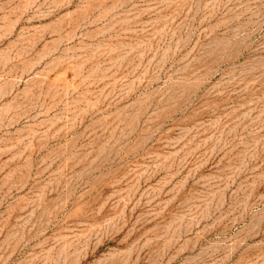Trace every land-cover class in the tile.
Instances as JSON below:
<instances>
[{"label": "rangeland", "instance_id": "rangeland-1", "mask_svg": "<svg viewBox=\"0 0 264 264\" xmlns=\"http://www.w3.org/2000/svg\"><path fill=\"white\" fill-rule=\"evenodd\" d=\"M0 264H264V0H0Z\"/></svg>", "mask_w": 264, "mask_h": 264}]
</instances>
